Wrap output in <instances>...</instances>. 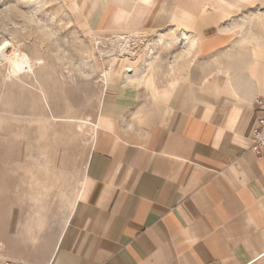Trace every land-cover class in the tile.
Here are the masks:
<instances>
[{"label": "crops", "instance_id": "1", "mask_svg": "<svg viewBox=\"0 0 264 264\" xmlns=\"http://www.w3.org/2000/svg\"><path fill=\"white\" fill-rule=\"evenodd\" d=\"M76 4L98 31L173 37L184 74L159 87L146 77L149 97L107 87L75 203L40 264H264V155L251 148L264 117V0ZM154 56L114 57L103 80L126 71L120 81L139 85Z\"/></svg>", "mask_w": 264, "mask_h": 264}, {"label": "rangeland", "instance_id": "2", "mask_svg": "<svg viewBox=\"0 0 264 264\" xmlns=\"http://www.w3.org/2000/svg\"><path fill=\"white\" fill-rule=\"evenodd\" d=\"M162 34L98 31L76 0H0V45L9 40L43 61L35 75L11 78L0 61V260L40 264L51 254L81 186L107 87L149 97L146 77L157 87L183 79L176 39ZM150 51L157 56L143 83L120 81L126 71L104 82L114 57L142 66Z\"/></svg>", "mask_w": 264, "mask_h": 264}, {"label": "bare ground", "instance_id": "3", "mask_svg": "<svg viewBox=\"0 0 264 264\" xmlns=\"http://www.w3.org/2000/svg\"><path fill=\"white\" fill-rule=\"evenodd\" d=\"M147 63L148 65L152 66V62L155 59L154 54L152 51L148 53ZM0 61L1 63L4 62L9 66V73L11 76L10 78L15 76L21 75H29V74H36L37 68L43 63L40 58H32L28 53L20 50L18 47H15L13 42L6 40L0 45ZM130 70H133L128 68ZM40 92L44 95L45 91L44 88L41 86L40 82Z\"/></svg>", "mask_w": 264, "mask_h": 264}, {"label": "built area", "instance_id": "4", "mask_svg": "<svg viewBox=\"0 0 264 264\" xmlns=\"http://www.w3.org/2000/svg\"><path fill=\"white\" fill-rule=\"evenodd\" d=\"M253 145L252 150L258 156L264 155V117L258 120V123L253 129ZM0 264H31L24 261L14 260L10 258H4L0 260Z\"/></svg>", "mask_w": 264, "mask_h": 264}]
</instances>
